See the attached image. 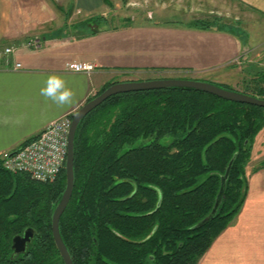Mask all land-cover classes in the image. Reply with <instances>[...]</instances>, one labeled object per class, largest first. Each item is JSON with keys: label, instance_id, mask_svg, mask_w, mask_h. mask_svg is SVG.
Listing matches in <instances>:
<instances>
[{"label": "trees", "instance_id": "16d2710c", "mask_svg": "<svg viewBox=\"0 0 264 264\" xmlns=\"http://www.w3.org/2000/svg\"><path fill=\"white\" fill-rule=\"evenodd\" d=\"M98 19L104 18L81 27L99 26ZM241 93L264 99V85L254 94ZM263 126L264 109L191 89L105 100L82 119L74 136V187L59 219L72 264H197L245 200V170ZM141 139L149 141L132 147ZM228 166L214 216L195 228L210 214ZM263 167L264 162L252 171ZM65 181L64 169L55 181L38 183L6 171L0 160V264H63L51 215ZM25 226L35 237L15 257L11 238Z\"/></svg>", "mask_w": 264, "mask_h": 264}, {"label": "crops", "instance_id": "0c3cea01", "mask_svg": "<svg viewBox=\"0 0 264 264\" xmlns=\"http://www.w3.org/2000/svg\"><path fill=\"white\" fill-rule=\"evenodd\" d=\"M72 1L83 14L99 12L104 23L111 17L110 5L115 9L123 6L120 14L127 11L129 15H121V22L108 28L100 25L93 35L42 38L39 49L24 48L22 43L13 55L0 54V157L35 138L51 122L74 115L108 84L178 73L224 85L218 81L222 78L219 72L230 70L237 59L241 58V65L252 60L264 64V0H227L249 13L244 19L249 25L241 29L210 21L220 0H145L150 7L147 11L126 10L130 4L141 6L144 0ZM196 21H204L208 27ZM71 63L89 65L91 71H69ZM50 75L64 79L74 92L71 104L58 106L40 95ZM262 162L246 168L247 192L239 212L197 264H264V167L252 171Z\"/></svg>", "mask_w": 264, "mask_h": 264}, {"label": "rangeland", "instance_id": "374dc122", "mask_svg": "<svg viewBox=\"0 0 264 264\" xmlns=\"http://www.w3.org/2000/svg\"><path fill=\"white\" fill-rule=\"evenodd\" d=\"M1 6H3L2 14L4 21L2 36L0 37V54L2 53L3 55L4 49L8 47H16L22 43L25 44L27 41L35 39L43 42L44 39L42 38L52 40L59 37L65 38L69 35L76 37L90 30L97 29L100 25L106 26V28L113 26L121 22V15H129L127 11H124L125 14H120L121 8H124L123 6L115 9L110 5L109 10L111 17H107L108 23H104V19H98L96 21L99 22V26L93 22L92 25L90 24L91 26L87 28L88 26L81 27V25L94 21L97 17H104L101 16L99 12L91 15L83 14V12L77 10L72 0H3ZM135 8L147 11L150 7L144 0L141 6H133V4H130L129 9L126 10ZM214 10L215 14L210 16L213 18H211L212 20L209 19L210 21H217V23L221 21L219 24L225 25L229 29H241L249 25V21L244 20L248 17L247 15H249V13L242 9L237 10L234 4L229 5L227 0H220L219 7L214 8ZM229 10L232 12L229 13ZM233 11L236 14H234ZM233 18L237 19L235 20ZM240 59L239 61L237 59L235 63L229 66L231 67L230 70L228 68L225 70L221 69L219 74H221L222 78L218 81L224 85H216L236 92L247 91L249 93L253 92L252 94H254L257 87H262L264 85L261 81V75H264V64L255 63L252 60L251 63L241 65L242 60ZM189 77L191 78V76L186 74L161 73L144 77H135L131 81L154 79L196 80L190 79ZM130 78L131 77H127V79ZM117 80L120 79L118 78ZM119 82L120 81L115 83ZM165 140L168 141V139ZM148 141L149 140L142 141V139L137 140L133 143L132 147L147 143ZM251 152V158L247 168L257 164V162H264V126L255 136Z\"/></svg>", "mask_w": 264, "mask_h": 264}, {"label": "water", "instance_id": "95a60500", "mask_svg": "<svg viewBox=\"0 0 264 264\" xmlns=\"http://www.w3.org/2000/svg\"><path fill=\"white\" fill-rule=\"evenodd\" d=\"M170 88H182L200 91L216 96L226 101L255 106L264 109V99L256 98L241 92L227 90L209 82L187 79H154L146 81H126L113 83L109 87H107L101 94L87 101L74 113L72 117L71 125L68 132L67 155L64 166V173L66 178L65 188L60 201L53 209L51 215L52 238L63 264H72V260L59 233V219L71 198V194L74 187V136L79 123L88 113H90L92 110L97 108L105 100L112 96L118 94H126L130 92L152 91ZM229 166L227 168L225 176L221 179L220 189L210 214L205 217L200 223H198L195 228L204 225L214 216L216 209L220 203L222 193L224 191V184L228 174ZM33 237L34 231L30 228L24 231L22 237H14L12 240V249H14V253L19 254L25 252L28 244L31 242Z\"/></svg>", "mask_w": 264, "mask_h": 264}, {"label": "built area", "instance_id": "2783aa9c", "mask_svg": "<svg viewBox=\"0 0 264 264\" xmlns=\"http://www.w3.org/2000/svg\"><path fill=\"white\" fill-rule=\"evenodd\" d=\"M42 42L35 39L27 41L23 47L39 49ZM17 47L4 49V55H13ZM75 65V67H71ZM15 68H20L16 64ZM67 70L73 72H89L91 66L81 63L67 65ZM73 115H64L45 127L32 141L19 147L15 151L4 153L0 160L2 167L12 174L27 175L32 181L38 183H51L56 180L64 169L68 132Z\"/></svg>", "mask_w": 264, "mask_h": 264}, {"label": "clouds", "instance_id": "9594fccd", "mask_svg": "<svg viewBox=\"0 0 264 264\" xmlns=\"http://www.w3.org/2000/svg\"><path fill=\"white\" fill-rule=\"evenodd\" d=\"M40 95L58 106H65L73 102L75 94L67 87L64 79L57 75H50L45 81V86L40 89Z\"/></svg>", "mask_w": 264, "mask_h": 264}, {"label": "flooded vegetation", "instance_id": "af4514ba", "mask_svg": "<svg viewBox=\"0 0 264 264\" xmlns=\"http://www.w3.org/2000/svg\"><path fill=\"white\" fill-rule=\"evenodd\" d=\"M32 229L31 227H28V226H25V227H22L21 229H18V230H16V232L14 233V235L12 236V238H11V245H10V248H11V251H12V254L15 256V257H21L25 252H26V250H27V248H26V250H25V252H23V253H19V254H15L14 253V249H12V240H13V238L14 237H16V236H20V237H22L23 236V234H24V231L26 230V229ZM33 230V229H32ZM34 231V230H33ZM34 237H35V233H34ZM34 237H33V239H34ZM32 239V240H33ZM31 240V241H32ZM31 243V242H30ZM30 243L28 244V245H30ZM28 247V246H27Z\"/></svg>", "mask_w": 264, "mask_h": 264}]
</instances>
